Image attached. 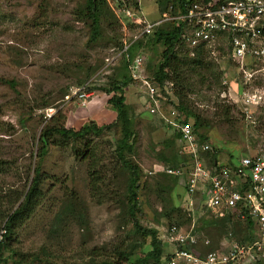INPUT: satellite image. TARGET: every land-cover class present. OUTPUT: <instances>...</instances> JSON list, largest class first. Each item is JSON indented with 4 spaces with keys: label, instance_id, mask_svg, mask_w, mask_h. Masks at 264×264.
<instances>
[{
    "label": "rangeland",
    "instance_id": "374dc122",
    "mask_svg": "<svg viewBox=\"0 0 264 264\" xmlns=\"http://www.w3.org/2000/svg\"><path fill=\"white\" fill-rule=\"evenodd\" d=\"M124 2L106 0L116 18L107 13L100 22V37L90 41L88 24L76 16L83 0H0V244H6L0 252V264H14L18 257L30 264H97L108 260L132 264L150 251L149 238L135 234L125 208L127 174L117 159L115 141L120 134L116 125L112 128L115 113L107 104L115 94L112 88L120 82L125 83L121 93L131 122V150L124 156L140 172V209L135 214L140 227L152 229L162 240L164 255L172 250L162 243L175 218L180 220L178 227L198 235L199 243L209 240L207 247L199 244L201 253L219 246L217 241L228 232L235 238L231 228L225 235H216L214 222L221 219H197L196 214L188 217L181 179L174 185L159 175L162 172L157 166L164 167L162 159L171 158L173 149L182 148L178 142L172 148L164 130L169 102L161 100L156 114H151L142 83L126 80L119 67L121 55L116 56L112 37L120 39V29L126 24L119 18ZM136 2L146 21L159 16L156 0ZM126 9L139 14L130 6ZM179 46L188 54L180 42ZM162 50L158 44L154 50H137L149 72ZM203 51L206 63L218 75V87L192 84L181 89L173 85L175 93L187 95L191 111L198 116V133L205 129V142L211 153L217 151L216 159L221 163L230 161L228 155L237 160L264 154V56L245 57L238 65L229 56L225 38L212 53ZM3 81L13 82L14 88ZM90 99L99 100L111 111L109 119L98 122L96 117L80 113ZM44 105L49 106L42 109ZM73 119L83 120V124L68 123ZM50 123L74 131L92 123L102 131L88 133L83 140L69 139L65 146H49L38 160L39 131ZM188 124L192 126L190 120ZM86 147L88 151L94 148L93 167H89V159L76 156L86 153ZM182 151L178 155L185 158ZM37 164L39 197L29 216L12 225L5 239L2 226L21 203ZM90 174L98 178L93 190ZM121 254L129 255L127 262L118 258Z\"/></svg>",
    "mask_w": 264,
    "mask_h": 264
},
{
    "label": "built area",
    "instance_id": "2783aa9c",
    "mask_svg": "<svg viewBox=\"0 0 264 264\" xmlns=\"http://www.w3.org/2000/svg\"><path fill=\"white\" fill-rule=\"evenodd\" d=\"M167 11H171L170 6ZM120 12L126 24L123 23L120 29L121 48H115L116 56L124 55L129 78L144 86L146 108L151 114L156 112L161 100H167L171 106L163 122L172 135H178L177 142L183 150L180 149L179 154L181 151L185 154L186 162L173 169L157 167L160 172L181 179L187 216L196 214L197 219L215 220L230 217L235 221L249 219L252 222L253 241L237 243L228 232L219 246L204 253L198 248L199 244L203 248L209 245L207 238L199 243L198 235L192 229L183 230L172 224L165 231V240L172 245V250L164 258V264H254L264 261V154L242 156L227 163L214 161L213 167H207L201 154L210 152L211 147L207 142L199 143L189 124H182V118L175 110L177 102L170 94L172 85L168 82L163 86L155 84L145 70L141 54L127 56L134 41L149 35L162 23L173 22L175 28H182L179 42L188 51V56L196 49L211 50L212 53L218 41L225 38L229 56L236 64H242L245 57H263L264 0H196L181 14L170 16L166 12L150 22L128 13L125 8Z\"/></svg>",
    "mask_w": 264,
    "mask_h": 264
},
{
    "label": "trees",
    "instance_id": "16d2710c",
    "mask_svg": "<svg viewBox=\"0 0 264 264\" xmlns=\"http://www.w3.org/2000/svg\"><path fill=\"white\" fill-rule=\"evenodd\" d=\"M124 3H121L123 7L126 9L127 7H131L134 10L139 9L137 8V2L136 0H124ZM196 0H156L155 4L157 6V13L159 17L163 13H169L170 16H176L178 14H181L184 12L187 6H189L191 3H193ZM171 7V11L168 12V7ZM123 8V9H124ZM76 16L88 24V28L90 31V41L96 40L98 37H100V22L102 18L108 13L109 16L113 20L115 18L113 17L109 7L107 6L106 0H83V3L80 5V8L76 10ZM137 14V13H136ZM115 16V15H114ZM122 20H124V17L120 15ZM117 22V20L115 21ZM118 23V22H117ZM182 32L181 27H174L173 22H166L162 23L159 26H157L149 35L143 36L136 41H134L127 51V56L129 58L133 57L134 55L138 54V49H142L143 47L148 48L149 50H154L155 45H160L162 47V52L160 53V59L158 60L157 64L155 65L153 71L147 68L148 66L145 65V70L148 72L147 74L151 76L154 80V83L163 86L165 82H168L176 87L182 88H189L192 87V84L198 85L200 87H205L209 89L211 86L217 85L218 87V75L214 72L212 66L209 62L206 63L205 59V52L202 49H196L194 56H188L187 52L183 51L179 46V38L180 34ZM118 35V34H117ZM115 37V36H114ZM112 37L113 46L116 47V49H120L121 45L119 43V36ZM228 43V42H227ZM140 54V53H139ZM145 59V58H144ZM121 64L119 67H121L125 73V76H123L126 80L131 81V79L128 76L127 69H126V60L124 58V55H121L120 57ZM117 62V61H115ZM144 64L146 62L144 61ZM127 76V77H126ZM3 83L8 84V86L13 89L15 84L13 82H6L3 81ZM125 87V83L120 82L117 85H114L112 89H114L115 94L112 95L108 100L107 104L111 107V109L115 113V122L112 126V128L118 127V133L120 134V138L115 141V150L117 159L120 161L121 165L126 170V180L124 185V199H125V208L127 215L133 220L132 225L135 231V234H137L142 239L149 238V247L150 251L143 256L141 259H137L132 264H162L166 260H164V257L162 256V248H161V242L156 237L155 232L152 229H144L140 227L139 222L136 219V211H138L139 208V201L137 199V183L139 182L140 178V172L138 170V167L132 163H130L124 156L125 152H129L130 144H129V138L131 135L130 127V117H129V107L125 105L124 98L121 93V89ZM88 91V89H87ZM163 94V91H162ZM173 97L175 98L177 102V106L175 107V110L180 113L182 118V124L186 123L188 124L189 120L191 121V128L194 134L198 137L199 143L205 142L207 140L205 129H203L202 134L198 133L197 128L201 127V122L199 123V118L196 116L190 108L189 101L187 100V95H178L177 92L175 93L173 89ZM171 105H173L171 103ZM189 105V106H188ZM49 105H44L42 109L48 108ZM153 114H156L154 112ZM50 119V118H49ZM52 119V118H51ZM54 119V118H53ZM53 119L51 121H53ZM45 120V119H44ZM161 121V119H158ZM50 121V120H49ZM116 125V127H115ZM162 125V121H161ZM102 129H99L95 127L94 124H87L82 126L79 130L74 131L72 129H66L62 126H59L54 123H50L47 126H44L40 131L38 135V153L37 158L40 160L43 158V156L47 153L49 146H56L61 147L65 146L64 144L67 142V140H83L86 138V135L88 133H96L98 134ZM60 138V139H59ZM178 135L175 134L171 138H168V143L171 145L172 148H174L175 142H177ZM88 147V146H87ZM86 153H77L76 156L81 157V159L85 160L86 158L90 160L89 167H93V164H95L94 159V148H91V150H87ZM179 149H173L172 157L167 159L163 158L162 162L164 163L165 168H177L180 166H184L186 159L179 154ZM217 151L214 150L211 152H205L201 154L202 159L206 163L207 167H213L214 161L216 159ZM228 158L230 161L234 160L232 159L231 155H228ZM34 176L32 177L26 191L23 193V197L21 199V203L18 205V207L7 216L5 224L2 226V229L4 231L5 239L8 238V236L11 234V226L17 223H20L23 219L27 218L29 214L32 212L36 201L39 197L40 191H39V183H40V174L37 167L33 170ZM161 179L164 181L172 182L174 185L178 183V179L173 176H168L165 173H159ZM89 186L91 190H93V186L96 185L98 178L92 174L89 176ZM182 187V184H179ZM177 210V209H176ZM178 211H180L178 209ZM186 211V210H185ZM200 219V218H198ZM180 220L178 218H175L173 223H170L168 226L174 224L178 226V222ZM210 224V223H209ZM214 224L218 227L216 230V235L222 234L225 235L227 230L231 228L232 235L235 237V241L237 243H249L253 241L254 236L251 232L252 228V222L249 219H245L243 222L241 221H235L232 220L230 217H225L221 220H217L214 222ZM167 226V227H168ZM234 227H237V230H234ZM239 236H238V235ZM215 235V236H216ZM226 236V235H225ZM3 237V236H2ZM214 239L211 237V240ZM4 242V241H3ZM6 248L5 243L0 244V252ZM199 250V248H198ZM209 251V250H207ZM13 255V253L11 252ZM127 256L128 254H121L118 256L119 259H122L123 263L124 261L127 262ZM21 257H18L16 261H14V264H30V262H24ZM166 259V258H165ZM27 260V259H26ZM97 264H121L116 261H102ZM254 264H264V261H257Z\"/></svg>",
    "mask_w": 264,
    "mask_h": 264
},
{
    "label": "crops",
    "instance_id": "0c3cea01",
    "mask_svg": "<svg viewBox=\"0 0 264 264\" xmlns=\"http://www.w3.org/2000/svg\"><path fill=\"white\" fill-rule=\"evenodd\" d=\"M158 15V14H157ZM135 16H141V17H143L144 18V15H142V13L141 12H139V14H135ZM145 19V18H144ZM159 19V16H157L156 17V19H153L152 21H155V20H158ZM96 106H99V107H97V108H95ZM85 108H87V110L85 109ZM81 114H83V116H85L86 114L87 115H92L93 117H96L95 118V120L97 119V121L98 122H102V121H104V120H107V119H109V118H107L108 117V115L111 113V111L110 110H105V107L104 106H102L101 104H100V102H99V100H96V99H90L89 101H87V103H86V105H85V107H84V109H82V111L80 112ZM82 116V117H83ZM73 118H75V117H73ZM81 121H83V120H80V119H78V120H75V119H73L72 121H68V123H71V122H73V123H75V124H77V123H79L80 122V124L82 125L83 123H81ZM165 126V125H164ZM164 130H165V132H166V134H168L167 136H169V138H171L173 135L171 134V132H170V130L169 129H167L166 127H164ZM217 160V159H216ZM218 161V160H217ZM225 237V236H224ZM223 237V238H224ZM222 238V239H223ZM222 239L221 240H219V241H217V245H219L221 242H222ZM166 241V240H165ZM161 242H162V240H161ZM163 245L164 244H167V242H164V240H163V243H162ZM169 247H171V249H172V245H169V244H167ZM162 256L164 257V258H166L167 256H168V254H166V255H164V251H162ZM164 264V263H163Z\"/></svg>",
    "mask_w": 264,
    "mask_h": 264
},
{
    "label": "clouds",
    "instance_id": "9594fccd",
    "mask_svg": "<svg viewBox=\"0 0 264 264\" xmlns=\"http://www.w3.org/2000/svg\"><path fill=\"white\" fill-rule=\"evenodd\" d=\"M216 161V160H215Z\"/></svg>",
    "mask_w": 264,
    "mask_h": 264
}]
</instances>
